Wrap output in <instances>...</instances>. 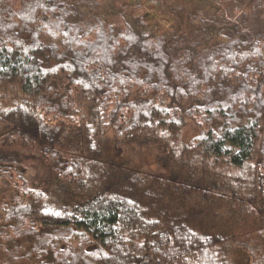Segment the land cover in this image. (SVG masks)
I'll return each mask as SVG.
<instances>
[{"label": "trees", "instance_id": "obj_1", "mask_svg": "<svg viewBox=\"0 0 264 264\" xmlns=\"http://www.w3.org/2000/svg\"><path fill=\"white\" fill-rule=\"evenodd\" d=\"M0 264H264V0H0Z\"/></svg>", "mask_w": 264, "mask_h": 264}, {"label": "rangeland", "instance_id": "obj_2", "mask_svg": "<svg viewBox=\"0 0 264 264\" xmlns=\"http://www.w3.org/2000/svg\"><path fill=\"white\" fill-rule=\"evenodd\" d=\"M215 1L217 2V0ZM224 14L229 19L230 14L227 11ZM231 19L233 22L240 23L239 20H237L238 18L232 17ZM193 132H194L193 125L189 123L184 130V135L188 138L193 135ZM25 151L29 160L28 161L29 170L33 175V177L39 180L41 178V175L39 174L40 172L36 173V171L38 169L44 171V169L40 167L41 165H38L39 164L37 160L38 152L34 147L31 148L27 147ZM110 157L118 160L119 162H127L129 166L143 171H148V172L164 171V169L160 167L159 163L156 161L154 150L150 148L130 147L129 149L126 150L123 157L118 158L117 154L114 152L110 155ZM3 178L5 179L4 182L9 184L10 186L13 185V180L11 177L7 175V176H3Z\"/></svg>", "mask_w": 264, "mask_h": 264}]
</instances>
